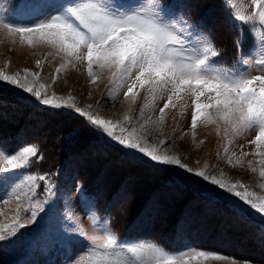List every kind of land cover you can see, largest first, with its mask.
Returning a JSON list of instances; mask_svg holds the SVG:
<instances>
[{
	"label": "snow or ice",
	"instance_id": "obj_1",
	"mask_svg": "<svg viewBox=\"0 0 264 264\" xmlns=\"http://www.w3.org/2000/svg\"><path fill=\"white\" fill-rule=\"evenodd\" d=\"M251 5L252 13L245 14L240 8L231 13L236 58L229 68L216 59L221 52L204 20L193 22L191 0H18L11 15L0 7V37L12 44L18 39L21 46H46L52 50L50 54L62 57L65 63L56 69L53 83L68 66L82 65L92 85L106 73L108 94H122L127 109L122 119L114 120L100 114L102 104L95 108L81 105L71 95L57 102L55 93L49 98L46 90L42 94L29 85L28 77L38 79L39 74L27 69L15 74L0 71V88L11 86L18 103L65 110L62 114L80 121L97 143L119 153L124 162L194 186L222 201L237 217L257 225L264 242V196L256 197L245 184L231 181L222 172L217 175L216 165L205 163L201 168L183 162L179 154L168 151L167 139H150L153 132L163 135L169 109L179 107L184 113L188 105L182 102L190 96L193 142L199 124L215 126L217 135L223 132L225 137L255 133L249 141L254 152L244 155L260 158L259 176L264 179V31H260L264 29V0H251ZM249 36L253 43L245 54ZM36 67H41V61H36ZM47 87L40 85L41 89ZM141 92L145 100H164L155 120L143 110L147 103L135 119L131 115ZM83 134L73 129L70 137ZM225 158L233 167L242 166L241 158L236 164L227 154ZM42 160L36 146H22L14 154L0 151V186L5 191L11 188L0 197V205L16 203L12 210L0 207V241L22 239L26 233L21 230L39 218L33 231L55 221L49 244L65 254L81 239L88 242L87 261L74 259L70 264H236L225 255L188 246L169 251L152 242L121 240L109 220L101 222L94 215L90 217L92 229H85L69 212L70 204H64L62 214L59 200L51 201L56 185L50 175L13 172L32 168ZM78 191L85 200L86 192ZM87 205L91 208L93 201L87 199Z\"/></svg>",
	"mask_w": 264,
	"mask_h": 264
},
{
	"label": "rangeland",
	"instance_id": "obj_2",
	"mask_svg": "<svg viewBox=\"0 0 264 264\" xmlns=\"http://www.w3.org/2000/svg\"><path fill=\"white\" fill-rule=\"evenodd\" d=\"M224 1L230 14L236 8L245 10V14L255 10L251 0ZM17 3L18 0H0V7L5 14L11 15ZM210 3L207 1V4ZM210 16H213L211 20L215 27L211 32L213 43L221 52V56L216 59L222 60V65L230 68L236 58L234 37L229 36L228 31L224 33L221 30L224 24L219 23V20L223 16L219 15L218 9ZM247 27L245 26L246 30ZM252 43L253 37L249 36L244 46L245 54L252 47ZM51 51L46 46H21L18 39L16 44H12L0 37V71L6 74L23 73L25 69L36 72L39 74L38 79L28 77V83L34 90L41 91L42 94L46 90L49 98L55 93L57 102L66 101L71 95L81 105L91 104L95 108L102 104V116L114 120L122 119L127 104L122 94H108L109 81L106 73L97 85H92L82 65L68 66L53 83L57 76L56 69L65 61L60 56L50 54ZM37 60L41 61L40 68L36 67ZM41 84L48 87L41 89ZM204 100L202 98V102ZM145 103L148 104L147 108H143ZM163 103L164 100L159 98L155 101L145 100L144 92H141L140 98L132 106L131 115L135 119L143 108L145 114H150L155 120L159 115L158 108ZM182 103L188 105L184 113H180L179 107L175 110L169 109L163 135L153 132L150 139H167L168 151L179 154L183 162L201 168L205 163L209 166L216 165L217 175L222 172L231 181L245 184L256 197L264 196V187H261L264 179L259 176L260 158L244 155L254 152L255 146L249 144V141L254 138L255 133L235 138L225 137L223 132L217 135L215 126L205 127L199 124L193 142L190 131L192 98L186 96ZM64 111L42 105L36 108L18 103L11 86L0 88V151L14 154L22 150V146L38 147L43 160L32 168L15 169L13 172L50 175L56 185L55 196L51 201L55 203L59 200L62 214L64 204L68 203L71 205L69 212L87 230L92 229L90 217L94 215L101 222H111L113 219L114 231L118 237L129 228L134 231V237L120 238L121 240L152 242L169 251L188 246L225 255L230 260L235 259L236 264H264V242L258 234L257 225L240 219L222 201L209 198L207 193H202L194 186L176 183L165 175L160 177L148 169L124 162L119 153L97 143L80 121L62 114ZM25 112L27 114L24 115ZM73 129H79L84 134L71 138ZM73 141L75 143L70 144ZM233 152L235 156H231ZM226 154L233 164H236L237 158H241L242 166L229 165ZM196 160L200 163H194ZM252 167L257 171L252 172ZM150 181L158 183L156 185ZM78 189L93 194L89 196L86 193V199L81 200ZM10 191L11 188L5 191V186H0V197ZM38 195L43 198V193L38 192ZM87 199L93 201L91 208L87 205ZM0 207L12 210L16 203L10 202L9 205ZM111 212H115L113 218ZM38 223L39 218L36 223L22 229L26 235L20 240L11 238L0 241V264H70L74 259L87 261L86 240L81 239L78 245L65 254L49 244L56 227L55 221L50 220L33 231ZM204 264H229V261H206Z\"/></svg>",
	"mask_w": 264,
	"mask_h": 264
},
{
	"label": "trees",
	"instance_id": "obj_3",
	"mask_svg": "<svg viewBox=\"0 0 264 264\" xmlns=\"http://www.w3.org/2000/svg\"><path fill=\"white\" fill-rule=\"evenodd\" d=\"M207 1L211 2V3L207 4ZM213 1H216V0H200L199 2H195V0H191V3L194 6L193 7V16H192L193 22L200 20V19H203L204 22L206 23L208 29H210V31L213 32L215 30V27L212 24V20H213L212 17L213 16H210V14L216 13V10L218 9L219 15L223 16V17H221V20H219V23L224 24L223 29H221V30H223L224 33L226 31H228L229 36L231 35V37H234L233 29H232V26L230 23V21L232 20V17H231L229 10H227L226 2L224 0H218L217 2H213ZM165 2H166V0H165ZM195 8H198L200 10L197 11V9L195 10ZM25 114H27V113L25 112L24 115ZM38 140H40V139H38ZM74 143L75 142H72L70 144H74ZM85 192L89 196L93 194V192H90L87 190ZM95 199H96L97 205H99V202H98L96 197H95ZM101 211H102V209H101ZM114 214H115V212H111L112 218H113ZM114 224H115V221L113 219H111V227L113 228V230L115 229ZM134 234H135L134 231L131 228H129L126 232H122L121 235H119V238H132V237H134ZM137 236L140 237L139 235H137Z\"/></svg>",
	"mask_w": 264,
	"mask_h": 264
},
{
	"label": "bare ground",
	"instance_id": "obj_4",
	"mask_svg": "<svg viewBox=\"0 0 264 264\" xmlns=\"http://www.w3.org/2000/svg\"><path fill=\"white\" fill-rule=\"evenodd\" d=\"M73 142H75V141H73ZM64 162H65V160H64ZM140 171H141V170H140ZM144 171H145V170H144ZM146 171H148V170H146ZM138 172H139V171H138ZM147 173L149 174L150 172H147ZM141 176H142V175H141ZM160 177H161V175H160ZM143 182H144V180H143ZM150 182H152V181H150ZM146 183L149 184L148 182H146ZM152 183L154 184V183H156V182H152ZM152 183H151V184H152ZM157 183H158V182H157ZM157 183H156V185H157ZM143 184H144V183H143ZM147 184H146V185H147ZM149 185H150V184H149ZM141 186H142V185H141ZM147 186H148V185H147ZM152 186H153V185H152ZM152 186H151V187H152ZM142 187H143V186H142ZM188 187H189V186H187V188H188ZM148 188H150V187L148 186ZM152 188H153V187H152ZM143 189H144V187H143ZM145 190H146V189H145ZM187 190H188V189H187ZM151 191H153V190H151ZM151 191H150V192H151ZM186 192H187V191H186ZM165 209H166V208H165ZM179 210H180V209H179ZM172 211H173V210H172ZM176 211H178V209H177ZM169 216H170V215H169ZM177 220H178V219H177ZM178 221H179V220H178ZM177 223H178V222H177ZM177 229H178V228H177Z\"/></svg>",
	"mask_w": 264,
	"mask_h": 264
}]
</instances>
